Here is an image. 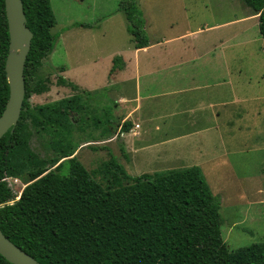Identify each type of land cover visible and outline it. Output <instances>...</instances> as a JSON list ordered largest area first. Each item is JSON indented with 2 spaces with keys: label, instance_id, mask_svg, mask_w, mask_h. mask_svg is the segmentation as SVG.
<instances>
[{
  "label": "trees",
  "instance_id": "obj_1",
  "mask_svg": "<svg viewBox=\"0 0 264 264\" xmlns=\"http://www.w3.org/2000/svg\"><path fill=\"white\" fill-rule=\"evenodd\" d=\"M242 1L259 14L264 40V0ZM23 3L34 36L25 66L21 117L0 140V228L4 234L42 264H264V242L228 248L221 231V198L212 192L199 166L134 176L115 161L119 174L128 180L125 185L105 189L92 177L75 154L80 144L73 143L74 127L85 109L81 100L29 103L32 94L49 89L39 69L60 32L52 31L57 20L51 0ZM118 9L126 17L135 48L149 46L147 20L138 0H121ZM9 45L5 0H0V116L10 95L5 69ZM123 63L122 56H115L111 73L122 69ZM57 83L80 90L63 76ZM115 125L105 129L106 139L131 129L128 121L120 130ZM30 127L52 136L48 144L55 154L42 157L31 148ZM23 174L28 175L27 185L15 199L6 177ZM0 264L13 263L0 254Z\"/></svg>",
  "mask_w": 264,
  "mask_h": 264
},
{
  "label": "rangeland",
  "instance_id": "obj_2",
  "mask_svg": "<svg viewBox=\"0 0 264 264\" xmlns=\"http://www.w3.org/2000/svg\"><path fill=\"white\" fill-rule=\"evenodd\" d=\"M120 1L51 0L57 20L52 31L58 32L64 27V31L75 30L77 33H70L66 41H56V51L44 60L52 63H44L39 69V76L49 89L42 94H32L30 105L62 98L81 100L85 109L83 119L74 127L73 143L80 144L75 154L105 189L128 182L119 174L115 161L134 176L199 166L212 192L221 198V231L228 248L236 250L264 242V40L258 16L253 17L255 12L242 0H140L149 18L150 37L160 33L180 34L187 30L190 18V31L196 30L202 46H210L208 41L215 38L212 46L215 52L211 54V51L209 58L199 62L200 68L191 86L187 88L189 83L185 82L178 84L188 90L199 89L185 95L193 107L205 102L209 104L207 119L200 120L196 127L177 129L174 133H184L181 135L184 140L163 145L168 147V153L158 161L150 162L144 156L145 152H141L135 156L134 163L133 154L127 156L121 150L124 145L122 134L111 139L103 135L108 126L119 124L120 129L123 123L107 91L92 93L87 90L92 94L90 96L57 83L61 65L85 61V49L93 51L86 57L89 62L90 57L99 54L98 51L104 54L131 43L126 17L118 9ZM70 22L74 26H69ZM86 22L93 24L95 39L86 36L85 30L89 27L79 25ZM227 37L228 46L223 47ZM81 52L82 56H79ZM226 75L230 77V83H220L223 80L219 79ZM240 108L250 109V114L244 112V118H238L235 113ZM215 109L222 111L219 117L215 115ZM170 113L163 111V115ZM97 119L101 122L97 123ZM243 121L248 128L243 127ZM30 128L33 133L31 148L42 157L55 154L53 146L48 144L52 136H43ZM112 139L114 141H110ZM90 143L93 145H88ZM180 144L186 148L179 147ZM186 149L188 153L184 152ZM57 165L49 166V170ZM115 174L119 176L118 180L114 178ZM6 180L18 199L27 185L28 175L7 176Z\"/></svg>",
  "mask_w": 264,
  "mask_h": 264
},
{
  "label": "crops",
  "instance_id": "obj_3",
  "mask_svg": "<svg viewBox=\"0 0 264 264\" xmlns=\"http://www.w3.org/2000/svg\"><path fill=\"white\" fill-rule=\"evenodd\" d=\"M139 5L147 20L146 30L148 33L150 26L149 18L146 15L145 8L140 3ZM255 15L259 17V14H252L253 17ZM189 17L191 16L189 15ZM190 22L189 18L187 30L180 34L160 33L156 37H150L148 33L150 39L149 46L135 48L131 41V43L120 49L118 47L112 48L108 53L103 54L101 51H98L99 54L95 58L94 56L90 57L89 62L86 57L93 51L85 49L83 53L85 61L76 65L62 64L60 67L59 76H63L71 82L75 80L76 82L73 83L80 90L86 89L85 91L89 90L92 93L107 91L116 105V111L120 112V119L123 123L125 121L131 123V129L128 132L122 133L124 143L122 147L127 156L133 154L132 162L134 163L136 161L135 156L141 152H145L143 154L150 159V162L154 160L158 161L159 158L161 159L163 155L168 153L166 151L168 147L163 145L168 146L177 141L184 140V137L181 136L184 133H180V135L174 133L177 129L196 127L200 120L207 119L208 117L207 108L209 104L205 102L200 106L193 107V103L185 95L189 91L199 89L190 88L188 90L184 87H178V84L182 82L189 83L187 88L191 86L199 71V62L203 58H209L208 54L211 51V54L215 52L212 49V46L215 44L213 43L215 38H211L208 41L211 42L210 46H202L198 42L196 30L190 31L192 30ZM68 25L73 26L74 23L70 22ZM63 28L58 31L60 32V36L57 42L66 41L70 33L72 35L77 33L75 30L64 31L65 29ZM93 28L89 27L88 30H85V34L95 39V28ZM228 42L227 37V42L223 47L228 46ZM209 49L211 50L208 52ZM54 51H56V45L50 55ZM118 55L123 58V68L111 73L114 57ZM79 56H82V52ZM44 63L49 65L52 62H43V66ZM62 67L64 70H61ZM229 70L231 72V69ZM229 78L227 75L222 77L219 80H223V82L220 83L229 84ZM205 87L207 88L208 85ZM164 109L169 110L171 112L170 115H163ZM244 112L250 114V109H237L235 115L238 118H244ZM221 114V110L215 109L217 117ZM183 123L185 125H182ZM242 123L244 128H248L245 125V121ZM216 129L219 128L216 127ZM114 139L110 141H114ZM179 147H182V144ZM182 148H186V146ZM180 152L182 151L180 150ZM184 152L188 153L189 150L186 149Z\"/></svg>",
  "mask_w": 264,
  "mask_h": 264
},
{
  "label": "water",
  "instance_id": "obj_4",
  "mask_svg": "<svg viewBox=\"0 0 264 264\" xmlns=\"http://www.w3.org/2000/svg\"><path fill=\"white\" fill-rule=\"evenodd\" d=\"M10 33L6 75L10 87L7 105L0 116V140L17 126L26 97L25 66L31 49L33 32L27 25L23 0H5ZM0 254L13 264H42L16 245L0 228Z\"/></svg>",
  "mask_w": 264,
  "mask_h": 264
}]
</instances>
